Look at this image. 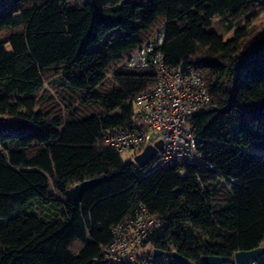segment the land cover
Masks as SVG:
<instances>
[{
  "label": "trees",
  "instance_id": "16d2710c",
  "mask_svg": "<svg viewBox=\"0 0 264 264\" xmlns=\"http://www.w3.org/2000/svg\"><path fill=\"white\" fill-rule=\"evenodd\" d=\"M250 1L0 0V264H98L138 206L166 221L154 249L181 257L156 264L262 245L264 36L245 44L244 30L229 40L206 30ZM160 26L165 67L195 69L209 105L188 119L198 162L142 176L101 136L133 126V100L156 74L119 63Z\"/></svg>",
  "mask_w": 264,
  "mask_h": 264
},
{
  "label": "built area",
  "instance_id": "2783aa9c",
  "mask_svg": "<svg viewBox=\"0 0 264 264\" xmlns=\"http://www.w3.org/2000/svg\"><path fill=\"white\" fill-rule=\"evenodd\" d=\"M163 40L164 27L160 26L149 40L120 61L119 66L123 68H153L156 81L150 89L134 98L133 126L106 125L101 136L102 142L117 152L130 151L132 161L146 145L160 140L161 147L153 158L143 168L136 165L142 176L160 168L198 162L196 146L199 140L188 119L209 105L208 92L195 69L169 70L165 67L160 49ZM161 227H166V221L138 206L112 227L111 239L104 245L103 260L98 264H156L165 260L162 256L152 255L154 247L143 254L137 253ZM262 260L250 264H261Z\"/></svg>",
  "mask_w": 264,
  "mask_h": 264
},
{
  "label": "rangeland",
  "instance_id": "374dc122",
  "mask_svg": "<svg viewBox=\"0 0 264 264\" xmlns=\"http://www.w3.org/2000/svg\"><path fill=\"white\" fill-rule=\"evenodd\" d=\"M238 29L244 30L246 33L245 44L249 42L260 39L264 36V0H253L248 2L237 15H230L224 11H219L214 14L211 20V24L207 27V31H213L221 36L222 40H229L233 38ZM3 33H0V37H3ZM108 52H112L113 46L110 45L107 48ZM61 104V103H60ZM62 105V104H61ZM113 111V113H115ZM107 124V122H105ZM33 142H37L34 140ZM123 160H128L130 158L131 152L124 151L121 154ZM160 229L158 230V232ZM200 234L199 231H197ZM153 242L148 241L137 251V253L143 254L147 251L153 249ZM264 245V236L263 242ZM165 260H173L169 252H166L162 255ZM195 264V263H189ZM219 264H233L232 261L228 263H219Z\"/></svg>",
  "mask_w": 264,
  "mask_h": 264
},
{
  "label": "water",
  "instance_id": "95a60500",
  "mask_svg": "<svg viewBox=\"0 0 264 264\" xmlns=\"http://www.w3.org/2000/svg\"><path fill=\"white\" fill-rule=\"evenodd\" d=\"M161 147L160 140L153 144L146 145L143 150L133 156V162L140 168H143L156 154L158 148ZM104 177H96L86 179L71 185L65 190L64 196L66 200L72 202H79L82 194L91 186L102 180ZM178 192V190H176ZM163 250L153 249L152 255L155 257L162 256ZM173 259L180 260L181 257L174 251L170 253ZM264 258V245H259L250 250L236 251L231 257H221L217 255H203L201 257V264H219L232 261L233 264H250L259 259Z\"/></svg>",
  "mask_w": 264,
  "mask_h": 264
}]
</instances>
